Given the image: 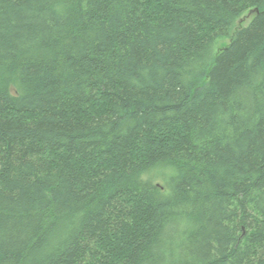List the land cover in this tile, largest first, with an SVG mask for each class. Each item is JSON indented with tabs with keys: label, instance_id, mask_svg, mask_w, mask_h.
I'll list each match as a JSON object with an SVG mask.
<instances>
[{
	"label": "trees",
	"instance_id": "trees-1",
	"mask_svg": "<svg viewBox=\"0 0 264 264\" xmlns=\"http://www.w3.org/2000/svg\"><path fill=\"white\" fill-rule=\"evenodd\" d=\"M262 135L264 0H0V264H264Z\"/></svg>",
	"mask_w": 264,
	"mask_h": 264
},
{
	"label": "snow or ice",
	"instance_id": "snow-or-ice-1",
	"mask_svg": "<svg viewBox=\"0 0 264 264\" xmlns=\"http://www.w3.org/2000/svg\"><path fill=\"white\" fill-rule=\"evenodd\" d=\"M41 2L54 7L56 3L60 2V0H41ZM98 2L99 0H76L78 6L82 4L95 5ZM105 2H107V0H105ZM113 2H116V0H113ZM49 23H51V21H49ZM56 38L59 39V37ZM248 151L254 152V149L252 147H249ZM234 154L237 156L235 163L238 165V167L234 170L235 173H244L245 175V181L243 186H249L247 182V177L252 176L254 172L259 171L262 173L260 180L252 184L251 187H259V189L261 190V196L264 197V135H262L260 138L258 159H256L254 155L249 156L248 153L244 151V148L234 149ZM241 154L243 155V159L240 158ZM228 174L233 175L234 172L230 171ZM258 199H261V197H258ZM262 203H264V201H262Z\"/></svg>",
	"mask_w": 264,
	"mask_h": 264
},
{
	"label": "rangeland",
	"instance_id": "rangeland-1",
	"mask_svg": "<svg viewBox=\"0 0 264 264\" xmlns=\"http://www.w3.org/2000/svg\"><path fill=\"white\" fill-rule=\"evenodd\" d=\"M253 15L254 13L252 11L245 13L241 17V19L238 21V24L236 27L247 25L250 22V19L252 18ZM229 41H230L229 37L219 40L218 47H222L223 45H226L227 43H229ZM160 181H162V179Z\"/></svg>",
	"mask_w": 264,
	"mask_h": 264
}]
</instances>
